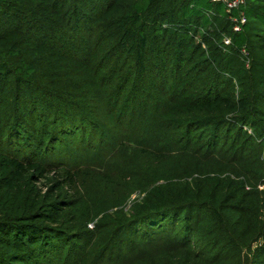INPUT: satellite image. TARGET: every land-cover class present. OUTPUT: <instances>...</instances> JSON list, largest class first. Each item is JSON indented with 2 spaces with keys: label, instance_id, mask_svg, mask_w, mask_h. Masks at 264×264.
Returning a JSON list of instances; mask_svg holds the SVG:
<instances>
[{
  "label": "trees",
  "instance_id": "16d2710c",
  "mask_svg": "<svg viewBox=\"0 0 264 264\" xmlns=\"http://www.w3.org/2000/svg\"><path fill=\"white\" fill-rule=\"evenodd\" d=\"M243 11L236 33L210 0H0V264H264V189L222 176L252 156L264 186V0ZM70 34L93 58L60 47ZM65 82L132 108L103 160L138 183L128 197L145 194L130 210L118 183L84 170L92 159L65 152L80 134L93 157L105 125L42 101Z\"/></svg>",
  "mask_w": 264,
  "mask_h": 264
},
{
  "label": "rangeland",
  "instance_id": "374dc122",
  "mask_svg": "<svg viewBox=\"0 0 264 264\" xmlns=\"http://www.w3.org/2000/svg\"><path fill=\"white\" fill-rule=\"evenodd\" d=\"M67 47L71 49L72 51L75 50L76 53L80 54L81 57H84L85 55H90L93 58V54L91 51L86 50L82 43V38L79 35H74L70 34L67 37L64 38L63 44H60V47ZM174 45L171 44L170 47H173ZM108 60H112V57H109ZM128 62V65H131L132 58L129 57H123L122 61L120 62ZM159 82V81H158ZM67 91L66 93L63 94L62 99H57L53 98L52 96L42 93L41 94V99L44 103H51V106L54 108L56 104H66L67 102H72L74 104L70 105L67 104L66 106L69 107V110L73 112V114H77V118H80L81 115L89 117V119H93L96 114H101L102 115V120L105 121V125H100L101 129H104V134H96L94 139L90 138L89 143L92 144L91 146H95L96 153L93 157H90L89 153V147L88 145H85V150L81 149L80 147V139L81 135L77 134V136H69L68 139V148H65V152H70L72 156H76L79 160H84L88 158V160L92 159L90 163V167H85L84 170L86 171H94L95 174H98L100 177H104L106 181L112 182V185H115V183H118L119 185V190H118V195H125L127 196V193L129 192L128 190H134L136 186H138V183L133 184L132 183V178L128 179L126 184H121L114 176H110L111 174L113 175H121L124 178H128V171H124L123 169L121 170L122 166L121 165H110L106 167L104 165L103 160L106 158V149H109L114 146L113 140L114 141H119L115 137V133L120 130V128L124 127V123L126 124L127 120L125 118L132 112V108L128 109L126 107L120 106V107H115L112 111L108 108V106H104L103 104L100 103L104 99V101H108L107 95L105 94L103 90L99 88L98 85L94 86H87L85 82H65ZM157 84V82H156ZM73 85V86H72ZM46 86V85H43ZM163 90V89H161ZM111 95V94H110ZM112 101L115 102L119 99V93L116 91H113V95H111ZM138 100L136 98H132L131 103L132 105H135L136 109H139L141 106V103L134 104V101ZM97 112V113H96ZM72 115V114H70ZM123 115H126L125 117H122ZM52 120H55L54 115L51 116ZM123 123L120 125L122 121ZM125 120V122H124ZM260 123H262L260 121ZM59 121L56 119V123L53 124L52 126L56 127L58 126ZM264 125V123H263ZM246 130H248L249 133H251V129L249 127H245ZM133 131V130H132ZM137 135L136 133H134ZM90 135V131L87 130L86 133V138L88 139ZM3 137V133H0V143H1V138ZM126 138H124L125 140ZM138 136L134 137L133 140H139ZM264 139V138H263ZM74 141V142H73ZM231 141V140H230ZM49 142V139L45 141L44 147H47V143ZM49 144V143H48ZM104 144H107V146L104 148ZM102 146V147H101ZM60 147V146H59ZM62 147V145H61ZM78 148L79 153H75V150ZM263 148H264V142H263ZM87 149V150H86ZM123 156V155H122ZM264 158V155H263ZM262 158V159H263ZM264 160V159H263ZM181 162H184L183 160H180ZM89 165V164H88ZM257 167H260V161L258 160V163L255 158H252L250 156L249 158L244 157L243 160L240 161L238 165V170L242 171V175L237 179L231 171L225 172L224 175L222 176H229L231 177V180L235 181H241L245 182V185L248 186L249 183H254L259 187V190H263L264 186L260 185L261 181L259 179L255 180V173L257 171ZM117 171L113 172V171ZM121 170V171H119ZM209 172H217V170L211 168ZM89 174L90 172H82L81 177L84 179H89ZM110 176V177H109ZM215 176L214 174H205L199 178L201 179H207ZM50 182L52 180H47L45 181L42 185L48 184L50 185ZM164 183L163 181H160L158 184ZM133 184V185H132ZM131 185V186H129ZM45 186V185H44ZM247 189H250L248 187ZM139 195H141V198L145 196V194H141L138 191L135 194H132L131 196L128 197V200L126 201L125 204V209L130 210L134 204V199L137 198Z\"/></svg>",
  "mask_w": 264,
  "mask_h": 264
},
{
  "label": "built area",
  "instance_id": "2783aa9c",
  "mask_svg": "<svg viewBox=\"0 0 264 264\" xmlns=\"http://www.w3.org/2000/svg\"><path fill=\"white\" fill-rule=\"evenodd\" d=\"M210 2L213 4H221L224 7L230 21L233 23L234 32L242 33L244 31V26L247 23V17L243 11L246 0H210ZM223 43L225 47L230 46L232 44L231 38L224 37ZM242 54L246 60V66L249 67L250 58L245 47L242 48Z\"/></svg>",
  "mask_w": 264,
  "mask_h": 264
}]
</instances>
